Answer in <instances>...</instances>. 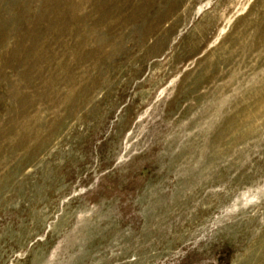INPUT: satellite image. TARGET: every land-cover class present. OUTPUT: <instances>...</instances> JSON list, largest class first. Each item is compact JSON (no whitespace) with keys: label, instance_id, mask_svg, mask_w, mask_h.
Listing matches in <instances>:
<instances>
[{"label":"rangeland","instance_id":"rangeland-1","mask_svg":"<svg viewBox=\"0 0 264 264\" xmlns=\"http://www.w3.org/2000/svg\"><path fill=\"white\" fill-rule=\"evenodd\" d=\"M0 264H264V0H0Z\"/></svg>","mask_w":264,"mask_h":264}]
</instances>
